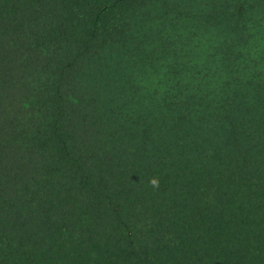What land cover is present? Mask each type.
Wrapping results in <instances>:
<instances>
[{
  "label": "trees",
  "instance_id": "obj_1",
  "mask_svg": "<svg viewBox=\"0 0 264 264\" xmlns=\"http://www.w3.org/2000/svg\"><path fill=\"white\" fill-rule=\"evenodd\" d=\"M0 264H264V0H0Z\"/></svg>",
  "mask_w": 264,
  "mask_h": 264
},
{
  "label": "clouds",
  "instance_id": "obj_2",
  "mask_svg": "<svg viewBox=\"0 0 264 264\" xmlns=\"http://www.w3.org/2000/svg\"><path fill=\"white\" fill-rule=\"evenodd\" d=\"M156 182L155 181H153V184H155Z\"/></svg>",
  "mask_w": 264,
  "mask_h": 264
}]
</instances>
